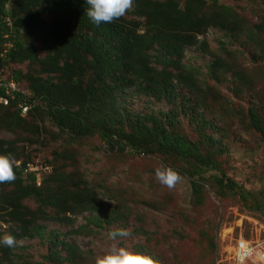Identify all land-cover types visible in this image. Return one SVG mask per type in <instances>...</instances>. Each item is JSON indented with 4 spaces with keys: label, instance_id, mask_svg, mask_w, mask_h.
<instances>
[{
    "label": "rangeland",
    "instance_id": "rangeland-1",
    "mask_svg": "<svg viewBox=\"0 0 264 264\" xmlns=\"http://www.w3.org/2000/svg\"><path fill=\"white\" fill-rule=\"evenodd\" d=\"M9 1L7 6H15L19 14L31 4ZM153 1L175 2L181 11L186 4ZM44 3L37 0L36 6L48 4ZM217 3L233 10V19L242 27H209L190 34L194 39L189 43L175 41L177 48L170 52L158 43L147 50L149 67L173 73L179 66L195 84V94L186 88L168 92L161 79L144 95L136 94L137 85L122 90L126 97L121 99L132 113L155 117L156 122L144 121L146 126L140 127L134 117L125 115L111 127L92 123L93 133L73 139L55 125L47 108L30 114L28 110L13 130L1 122L6 111L0 109V154L8 150L16 166L23 161L28 165L23 184L0 183V235L11 233L21 242L13 248L0 245V264H93L96 255L113 247L146 253L155 264H232L229 249L237 239L243 237L253 246L264 243V208L254 199L264 180V140L249 118L253 106L264 116V0ZM135 8L133 1L122 17L141 34L145 19L134 14ZM50 15L42 13L41 18L48 22ZM163 57L165 64L157 60ZM26 63L16 68L25 71ZM7 71L8 64L0 68L1 75ZM95 77L87 72L85 84ZM105 79L109 83V77ZM96 118L97 114L88 120ZM100 130H117L126 139L135 136L151 147V130L178 132L190 146L210 135L223 139L226 149L219 155L204 151L210 163L202 168L215 163L219 170L209 169L200 179L192 173L190 156L143 153L129 146L111 150ZM161 165L181 177L171 190L155 180L154 169ZM32 170L41 172L39 194L25 193L33 184L28 180ZM220 170L238 188L225 187V194L219 195L214 178L223 177ZM55 174L59 180L49 179ZM199 179L205 184L202 203L192 187ZM255 201L261 204L256 207ZM224 228L230 231L220 241L218 232ZM116 229H127L129 235L110 239L108 232Z\"/></svg>",
    "mask_w": 264,
    "mask_h": 264
},
{
    "label": "trees",
    "instance_id": "trees-1",
    "mask_svg": "<svg viewBox=\"0 0 264 264\" xmlns=\"http://www.w3.org/2000/svg\"><path fill=\"white\" fill-rule=\"evenodd\" d=\"M44 1V4H48L39 7L41 4L36 6L37 0H30L28 3L31 4L19 14L15 6H7L9 0H0V68L8 64L10 71L5 72L6 78H13L21 87L28 85L26 88L30 92V100L37 101L28 114L47 108L45 111L51 115L55 125L63 132H68L73 139L93 133L95 127L92 123L111 127L121 123L125 115L134 117L136 125L140 127L146 126L144 121L156 122L155 117L134 114L127 108L125 98L121 97L125 96L122 90L130 86H139L136 94L144 95L154 81L161 79L168 92L175 93L177 89L186 88L195 94V84L179 66H176L178 72L173 73L149 67L147 50L154 43L170 52L177 48L175 41L189 43L194 39L190 34L205 32L209 27H242L239 21L233 19V10L228 6L219 5L217 0H209L212 5L206 0H183L186 2L183 11L172 1L162 3L133 0L136 1L134 14L145 19L144 25H141L145 32L141 34L138 33V26H130L129 20L123 17L111 23H101L99 26L93 24L84 14L86 5L83 0ZM207 7L210 10H207ZM46 12L51 14L48 22L41 18L42 13ZM6 18L13 20L12 28L7 26ZM7 42L11 46L5 49L6 56L3 57L1 52ZM157 60L163 64L167 62L165 57ZM25 62V71L16 68V64ZM87 72L94 73L96 77L85 84L83 77ZM128 73L131 77L127 76ZM105 77H109V83ZM260 98L262 97L259 96ZM75 102L79 105L70 107ZM0 109L6 111L1 116L5 128L16 129L18 122L24 117L16 102L12 101L8 105L0 103ZM96 114L98 118L89 122L88 118ZM249 118L251 123L249 121L248 124H252L264 140V116H260L258 106L249 109ZM168 133L165 130L162 133L151 130V141H154L153 146L156 145L152 148L146 141H141L135 136L126 139L117 130L99 131L101 139L111 150L117 147L123 151L129 146L139 148L143 153L162 151L179 158L190 156L194 160L191 163L192 173L199 175L200 179V175L209 169L219 170L215 163L208 168H202L201 164L210 163L204 151L216 155L225 151L223 139L206 135L205 139L197 142L195 146H190L180 133ZM7 152L10 155L8 150ZM26 165L23 161L21 165L15 166L16 179L11 182L23 184V170ZM220 172L223 174V171ZM28 175V180L33 184H28L29 191L25 193L39 194L37 187L41 185H36V172ZM222 176L214 178L215 184L220 187L219 195L225 194V187L232 189L234 185L238 188L230 177H224V174ZM49 179L59 180L56 174ZM199 180L192 181V187L195 196L202 203L205 184L203 180ZM256 196L254 199H259L262 203L255 201L256 207L261 204V208H264V180L261 191Z\"/></svg>",
    "mask_w": 264,
    "mask_h": 264
},
{
    "label": "clouds",
    "instance_id": "clouds-1",
    "mask_svg": "<svg viewBox=\"0 0 264 264\" xmlns=\"http://www.w3.org/2000/svg\"><path fill=\"white\" fill-rule=\"evenodd\" d=\"M83 4L86 5L84 14L93 24L99 26L101 23H111L122 17L132 8L133 0H83ZM6 24L8 27L12 28L13 20L11 18H6ZM5 37H8V35H5ZM5 46L6 47H4L1 52V56H6L5 49L9 48L11 44L7 42ZM8 79L14 80L13 78ZM14 82L21 90L26 92L24 104L28 107L26 111H23L22 107L19 106L18 98L10 100L9 103L15 101L16 106L20 109V113L25 114L31 109L33 104H37V101L33 100L34 102H32L30 100V92L21 87L15 80ZM15 166L11 155L0 154V183L11 182L16 179L14 171ZM27 168L28 165L24 168L23 173ZM32 172H36V180L37 183H39L41 177L40 170H32ZM154 177L162 187H166L169 190L173 189L176 183L181 180L176 170L165 165L158 166L154 169ZM229 231L230 229H221L218 232V239L223 241ZM128 235L129 231L127 229H116L108 232V237L110 239L127 237ZM19 243L21 242L11 233L0 235V245L2 246L13 248L18 246ZM229 251L233 254V264H247V262H250V264H264V243H257L253 246L249 241L241 237L235 241L234 247L229 249ZM93 264H155V260L153 257L143 252L133 251L126 247H113L103 254L96 255L93 259Z\"/></svg>",
    "mask_w": 264,
    "mask_h": 264
},
{
    "label": "built area",
    "instance_id": "built-area-1",
    "mask_svg": "<svg viewBox=\"0 0 264 264\" xmlns=\"http://www.w3.org/2000/svg\"><path fill=\"white\" fill-rule=\"evenodd\" d=\"M25 94L26 92L24 90H21L14 82V80L7 79L6 75H1L0 73V103L1 104L7 105L10 100L18 98L19 106L22 107L23 111H26L28 106L24 104V100L26 99Z\"/></svg>",
    "mask_w": 264,
    "mask_h": 264
}]
</instances>
